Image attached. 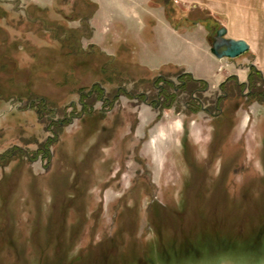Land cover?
Segmentation results:
<instances>
[{"label":"rangeland","instance_id":"obj_1","mask_svg":"<svg viewBox=\"0 0 264 264\" xmlns=\"http://www.w3.org/2000/svg\"><path fill=\"white\" fill-rule=\"evenodd\" d=\"M97 1L0 0V264H264V83L159 84Z\"/></svg>","mask_w":264,"mask_h":264},{"label":"crops","instance_id":"obj_2","mask_svg":"<svg viewBox=\"0 0 264 264\" xmlns=\"http://www.w3.org/2000/svg\"><path fill=\"white\" fill-rule=\"evenodd\" d=\"M95 4L97 15L92 21L100 23L98 30L107 20L115 30L129 36L131 46L125 49L133 59L126 61L124 66L132 70L146 71L157 77L181 72L206 82L211 88L221 87L230 78L245 84L242 78L248 63V74L255 68L264 77V42L257 17L264 15V0H214L206 6L210 14L218 18L199 21L188 17L173 19L166 9L154 5L152 0L145 7H131L121 0H98ZM201 21L210 23L204 26ZM216 25L220 26L219 30L227 29V38L245 40L250 50L234 60L216 58L211 52L212 31ZM107 43L104 38L101 45Z\"/></svg>","mask_w":264,"mask_h":264},{"label":"trees","instance_id":"obj_3","mask_svg":"<svg viewBox=\"0 0 264 264\" xmlns=\"http://www.w3.org/2000/svg\"><path fill=\"white\" fill-rule=\"evenodd\" d=\"M96 9H97V6H96ZM233 80L237 81L236 78H230L227 82H225L221 86V88L223 89L229 82H231ZM156 82L159 83V84H164V85H169V86H173L174 85L173 82L170 79H168L167 76L158 77ZM180 82L183 83L184 89L187 88V89L192 90L193 92H201V91L206 90V88L208 87V84L206 82L195 80L189 74H183L182 73L181 77H180ZM255 82L256 83L257 82H263L264 83V79L262 77L261 72L257 71L255 68H253L252 69V74L249 77L250 90L252 91L249 94L250 95L249 97L251 99H253V100H255L257 98V96H259V93H260V90H258V88H256V86H255ZM155 85H157V84H155ZM238 85L241 86V87L245 86L243 84H238ZM201 86L203 87L202 89H200ZM96 88L100 89L99 86H95L94 87V89H96ZM100 94H103L102 89H100Z\"/></svg>","mask_w":264,"mask_h":264},{"label":"water","instance_id":"obj_4","mask_svg":"<svg viewBox=\"0 0 264 264\" xmlns=\"http://www.w3.org/2000/svg\"><path fill=\"white\" fill-rule=\"evenodd\" d=\"M250 50L245 40L227 38V29L218 30L211 47L212 54L218 59H237Z\"/></svg>","mask_w":264,"mask_h":264}]
</instances>
